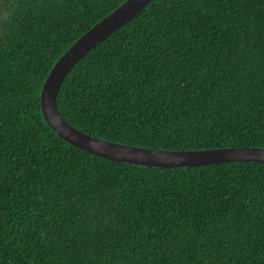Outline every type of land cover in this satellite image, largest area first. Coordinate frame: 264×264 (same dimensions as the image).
I'll return each mask as SVG.
<instances>
[{
	"label": "trees",
	"instance_id": "trees-1",
	"mask_svg": "<svg viewBox=\"0 0 264 264\" xmlns=\"http://www.w3.org/2000/svg\"><path fill=\"white\" fill-rule=\"evenodd\" d=\"M126 1L0 0V264H264V164L117 163L46 122L51 70ZM57 104L117 144L264 148V0H152Z\"/></svg>",
	"mask_w": 264,
	"mask_h": 264
},
{
	"label": "water",
	"instance_id": "water-1",
	"mask_svg": "<svg viewBox=\"0 0 264 264\" xmlns=\"http://www.w3.org/2000/svg\"><path fill=\"white\" fill-rule=\"evenodd\" d=\"M152 0H127L81 36L58 60L40 94L48 125L66 142L86 152L117 163L149 168H185L232 162L264 164V148L228 147L210 150H154L109 142L73 127L60 113L57 98L68 73L99 43L137 16Z\"/></svg>",
	"mask_w": 264,
	"mask_h": 264
}]
</instances>
